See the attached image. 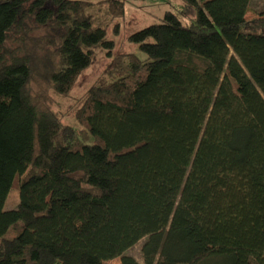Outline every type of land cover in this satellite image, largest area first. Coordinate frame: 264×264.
<instances>
[{
    "label": "trees",
    "instance_id": "1",
    "mask_svg": "<svg viewBox=\"0 0 264 264\" xmlns=\"http://www.w3.org/2000/svg\"><path fill=\"white\" fill-rule=\"evenodd\" d=\"M183 1L189 17L128 34L144 56L88 86L75 129L28 83L68 93L115 45L90 10L123 16L124 0H0V264H264V10Z\"/></svg>",
    "mask_w": 264,
    "mask_h": 264
},
{
    "label": "rangeland",
    "instance_id": "2",
    "mask_svg": "<svg viewBox=\"0 0 264 264\" xmlns=\"http://www.w3.org/2000/svg\"><path fill=\"white\" fill-rule=\"evenodd\" d=\"M98 1V0H92ZM166 9H170L182 17L190 16L192 8L183 0H124V15L111 16L107 6L91 9L94 24H106L108 38H112L115 45L113 51L108 53L101 45H95L92 52L91 63L81 71L76 82L68 93H57L47 85V81L38 71L32 76L28 83V91L32 96H40L43 93V99L48 101L51 109L55 112L58 119L63 124H69L75 129H79L80 125L74 118V109L80 103L88 86L92 84L99 75L105 73L114 59L128 54L143 57L144 54L137 46L128 41L127 36L133 30H137L156 20L157 15L162 14ZM264 10V0H251L249 9L246 12L247 18H252L261 14ZM264 12V11H263ZM116 29H115V25ZM105 26V25H104ZM42 32H33L32 36H41ZM45 52V51H43ZM42 49L37 52L38 62L40 64L43 53ZM40 93V94H38ZM37 94V95H36ZM28 167V162L21 160L18 166V177L21 178ZM19 205V193L17 188L10 189L4 208H16ZM15 234L13 227H8L4 234L0 237V255L8 253L10 239ZM141 240L130 247L127 252L133 254L140 262H143L141 253ZM124 254L105 260L106 264H124Z\"/></svg>",
    "mask_w": 264,
    "mask_h": 264
}]
</instances>
